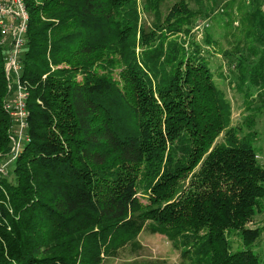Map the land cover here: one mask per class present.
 Returning a JSON list of instances; mask_svg holds the SVG:
<instances>
[{"label":"trees","instance_id":"16d2710c","mask_svg":"<svg viewBox=\"0 0 264 264\" xmlns=\"http://www.w3.org/2000/svg\"><path fill=\"white\" fill-rule=\"evenodd\" d=\"M164 1L141 0L150 25L138 0H23L29 142L0 178V264H100L145 226L189 264H261L250 249L261 230L248 228L264 203L253 137H237L195 42L203 15L185 0L162 15ZM239 23L256 56L249 87L262 88L264 12ZM8 51L0 41V155L10 150Z\"/></svg>","mask_w":264,"mask_h":264},{"label":"rangeland","instance_id":"374dc122","mask_svg":"<svg viewBox=\"0 0 264 264\" xmlns=\"http://www.w3.org/2000/svg\"><path fill=\"white\" fill-rule=\"evenodd\" d=\"M180 0H165L160 7L161 14ZM189 8L199 12L203 17L195 20L192 33L195 42L207 52L210 69L214 75L213 81L216 87L223 93L225 101L230 106L231 127L234 128L238 138L247 134L252 135L251 146L255 149L256 159L264 168V87L250 88L248 70L251 61L256 59L249 46L243 40L238 26L240 18L252 10L264 12V0H185ZM139 6L141 0H138ZM140 6V21L152 24L154 18L147 15ZM231 26H230V25ZM208 35L217 46H207L204 43ZM258 50L260 45L253 44ZM222 52L230 53L226 57ZM240 63V69L237 68ZM240 70H244L241 72ZM10 130V129H9ZM224 142L221 135L217 143ZM10 150L0 155V178H9L13 170L11 164L15 157ZM137 191L142 204L146 203L144 197V180L138 179ZM250 229H260L261 235L250 249L258 256L261 264H264V203L261 210L257 211L251 223ZM232 246L239 248L240 240L236 235L228 236ZM100 264H189L184 260L179 250L164 236L154 234L146 226L138 233L137 237L122 246L118 251L103 259Z\"/></svg>","mask_w":264,"mask_h":264},{"label":"built area","instance_id":"2783aa9c","mask_svg":"<svg viewBox=\"0 0 264 264\" xmlns=\"http://www.w3.org/2000/svg\"><path fill=\"white\" fill-rule=\"evenodd\" d=\"M27 20L23 0H0V41L9 45V51L4 58L9 93L5 99L4 109L11 122L9 140L12 145L11 154L15 158L20 154L24 144L29 142L25 134L27 93L19 83V55L24 43Z\"/></svg>","mask_w":264,"mask_h":264}]
</instances>
